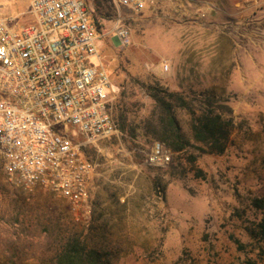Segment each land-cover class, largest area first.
<instances>
[{"label": "rangeland", "instance_id": "rangeland-1", "mask_svg": "<svg viewBox=\"0 0 264 264\" xmlns=\"http://www.w3.org/2000/svg\"><path fill=\"white\" fill-rule=\"evenodd\" d=\"M31 1L0 0V14L28 24ZM109 4L101 53L124 83L129 131L88 150L97 175L76 211L51 192L12 186L0 158V264H18L17 256L36 264L32 253L47 242L36 219L49 207L69 213L85 236L91 226L95 234L105 230L120 253L116 264H264V241L256 237L264 220V4L157 0L140 13L122 11L131 39L124 49L112 31L119 13ZM156 91L180 93L196 109L203 92L229 106L235 127L226 152H201L187 112L176 108L191 144L170 149L169 166L148 165L146 154L161 142L147 128Z\"/></svg>", "mask_w": 264, "mask_h": 264}, {"label": "built area", "instance_id": "built-area-1", "mask_svg": "<svg viewBox=\"0 0 264 264\" xmlns=\"http://www.w3.org/2000/svg\"><path fill=\"white\" fill-rule=\"evenodd\" d=\"M110 2L119 13L112 31L124 49L131 39L121 12H143L157 0ZM28 15L21 25L0 14V158L12 186L51 192L76 211L97 175L88 150L120 136L114 106L121 88L103 62L105 33L88 0H32ZM172 160L161 142L146 154L153 167Z\"/></svg>", "mask_w": 264, "mask_h": 264}, {"label": "trees", "instance_id": "trees-1", "mask_svg": "<svg viewBox=\"0 0 264 264\" xmlns=\"http://www.w3.org/2000/svg\"><path fill=\"white\" fill-rule=\"evenodd\" d=\"M93 23L100 33H105L106 21L112 17L109 0H93ZM114 78V77H113ZM119 99L114 106V119L121 133L129 131L127 115L121 109L124 97V83ZM204 101L201 109H196L187 97L180 93L156 91L152 98L155 109L147 122L152 139L159 140L173 152L180 153L190 146V140L183 131L176 115V108L185 110L189 117L192 140L199 144L203 153L223 155L235 127L233 111L227 105H217V98L208 92L201 94ZM219 102V101H218ZM255 203H262L255 200ZM46 234V245L32 253L36 264H116L120 258L117 247L111 245L105 233L95 234L96 227H90L85 236L79 224L61 208L49 207L43 216L36 219ZM256 237L264 241V220L258 225ZM22 264L21 257H15Z\"/></svg>", "mask_w": 264, "mask_h": 264}]
</instances>
